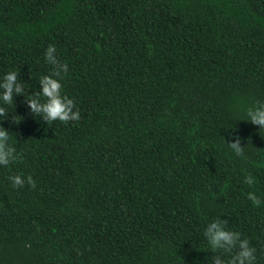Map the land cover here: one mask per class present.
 Here are the masks:
<instances>
[{
	"label": "trees",
	"instance_id": "16d2710c",
	"mask_svg": "<svg viewBox=\"0 0 264 264\" xmlns=\"http://www.w3.org/2000/svg\"><path fill=\"white\" fill-rule=\"evenodd\" d=\"M50 44L77 121L30 106ZM8 71L0 264H217L216 220L264 264V0H0Z\"/></svg>",
	"mask_w": 264,
	"mask_h": 264
},
{
	"label": "clouds",
	"instance_id": "9594fccd",
	"mask_svg": "<svg viewBox=\"0 0 264 264\" xmlns=\"http://www.w3.org/2000/svg\"><path fill=\"white\" fill-rule=\"evenodd\" d=\"M56 48L50 44L45 50L46 61L53 66L50 74L42 75L39 79L42 89L39 100L30 98L29 103L34 112L40 113L47 122L60 120V121H77L80 118V111L78 108L75 110L74 98L68 95H62L63 75L68 72V64L61 63L57 60ZM0 101L4 104H10L13 99V92L21 94L23 85L18 80V73L16 71H8L0 78ZM43 98V100L41 99ZM6 112L5 107L0 106V116ZM253 123L264 126V110H256L252 112L250 109L247 112ZM10 133L2 125H0V166H7L13 161L17 160L19 153L12 143H10ZM230 147L235 149L236 154L241 150L237 144H231ZM13 187L23 186L25 183L35 186V180L31 175L23 176L20 174L12 175L9 177ZM244 182L252 185L255 182V177L246 176ZM247 197L254 205H260L261 200L257 198L255 192H248ZM223 221L216 220L207 224L204 235L208 237L210 245L214 251L222 249L223 252L231 253L235 248L237 249L234 254L230 255L226 260L221 255L215 257L217 264H255L257 259L256 249L251 246L247 238L241 237V233L234 230H223L220 225Z\"/></svg>",
	"mask_w": 264,
	"mask_h": 264
}]
</instances>
